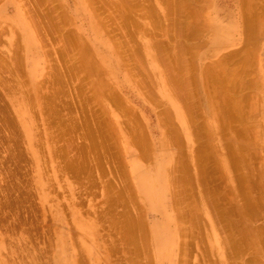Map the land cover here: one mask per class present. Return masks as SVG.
<instances>
[{
	"label": "rangeland",
	"instance_id": "rangeland-1",
	"mask_svg": "<svg viewBox=\"0 0 264 264\" xmlns=\"http://www.w3.org/2000/svg\"><path fill=\"white\" fill-rule=\"evenodd\" d=\"M78 1L0 0V264H58L60 247L70 255L67 264H161L155 258L149 229L162 215L147 208L135 178L142 170L153 173L162 164L174 170L177 205L171 206L168 191V210L171 224L180 229L176 230L174 258L163 264H264L262 17L255 13L258 19L253 21L250 41L241 30L240 0H85L91 13L76 16ZM178 1L189 4L180 18L181 9L174 6ZM253 2V6L261 5L262 0ZM31 14L42 29H34ZM192 14L196 17L190 20ZM202 14L209 21L208 30L194 36L180 34V22L195 23ZM232 21L241 26L229 28ZM97 24L100 28L104 25L106 32ZM58 25L61 34L74 31L79 36L78 46L86 45L99 69L84 66L81 72L69 71L78 55L74 43L71 47L63 36L57 38ZM99 35L107 43L104 47L95 39ZM180 35L186 36L182 39ZM177 41L184 46L182 50ZM244 42L249 44L247 48ZM116 44H120L121 54L116 52ZM175 52L182 56L177 58ZM231 53H235V61L216 65L222 72L218 70L214 79L224 77L220 85L224 84L220 87V80H213L218 90L212 83L220 101L232 108L229 112L223 111V104L215 106L221 119L233 113V119L229 114L231 118L228 115L221 120L213 116L203 71L207 64ZM225 80L230 86H225ZM239 85L241 91L236 89ZM112 92L121 97L120 106L108 99ZM224 93H229V99ZM97 129L102 130L101 135ZM138 145L144 148L143 157ZM124 184L127 189L121 190ZM136 212L144 230L136 232L134 240H125L119 226ZM232 225L239 227V238L246 231L253 237V242L240 239L242 253L238 255L223 243L227 233L235 234ZM255 227L263 228L255 232Z\"/></svg>",
	"mask_w": 264,
	"mask_h": 264
},
{
	"label": "bare ground",
	"instance_id": "bare-ground-1",
	"mask_svg": "<svg viewBox=\"0 0 264 264\" xmlns=\"http://www.w3.org/2000/svg\"><path fill=\"white\" fill-rule=\"evenodd\" d=\"M189 3H190V0H187ZM254 1V0H253ZM252 0H240V3H241V12H242V16H241V24H242V26H241V24H239V27L241 26V30H242V32H243V35H244V38L245 39H248V40H250V41H252V34H253V21H254V23H255V21L260 17H262L261 19H262V21L264 20V0H262V3H261V5H259L258 3V5H256V3H255V5L258 7V6H261V8H260V10L262 11V15H260V13H261V11L258 9V8H256V6H253V4H254V2H253ZM261 2V1H260ZM253 3V4H252ZM83 6H85L86 7V11L84 10V7ZM177 9H181L180 11H179V16H178V18H180V14L182 13V9H187V10H189V4L188 3H184L183 1H178L177 2V4H175L174 5ZM91 7V6H90ZM182 7V8H181ZM253 8L255 9L254 10V12H253ZM92 9V8H91ZM259 11H258V10ZM257 10V11H256ZM86 12L88 13V12H90L91 13V11H90V9H89V7L87 6V4H85V0H79L78 2H77V4L75 5V9H74V13H77L76 14V16L77 15H81V14H83V16H84V13L86 14ZM256 12H258V13H256ZM257 14V16H258V18L256 17V14ZM50 14V13H49ZM49 14H46L48 17H49ZM123 14H124V12H123ZM197 14V13H196ZM255 14V15H254ZM259 14V15H258ZM203 15H205V14H202L201 15V20H194L193 22H195V23H192V24H185V23H181L180 22V25H178V27H177V29L179 30V32H180V34H187V36H194V35H197L198 34V32H204V30L206 29V30H208L209 29V27H208V23L206 22V21H208L207 20V18L204 16V18H203ZM47 16H45L46 18H47ZM199 17H200V14L198 15ZM198 16H197V19H198ZM193 17H196V15H194V14H192L191 15V18H190V20H192V18ZM32 18V19H31ZM35 18V15H33V14H31L30 15V21H31V24L33 25V27H34V29L37 31V29L38 28H40V21L37 23V21L34 19ZM203 18V19H202ZM47 19H50V17L49 18H47ZM111 19V18H110ZM194 19V18H193ZM196 19V18H195ZM215 19H216V21H217V24H221V25H218L219 27H222L223 25H222V19L220 18V16L218 17H215ZM202 20H203V22H202ZM178 21H179V19H178ZM209 22V21H208ZM257 22V21H256ZM102 23V22H101ZM238 24H236V22L235 21H232L231 22V26H229V28H231L232 27V29H236V27H237V25ZM256 25V24H255ZM97 26V28L99 29L100 28V26L97 24L96 25ZM42 27V26H41ZM256 27V26H255ZM91 28L94 30V23H93V20H92V22H91ZM101 28H103V31L104 32H106V30L104 29L105 27H104V25H103V27L101 26ZM100 28V29H101ZM40 29H42V28H40ZM39 29V30H40ZM109 29V28H108ZM58 30H59V35H58V37L57 38H59L60 37V35L61 36H63L62 38V40H64L65 41V43L67 44V45H69V44H71V47H73L74 45H75V48H76V54L78 55V60H75L74 62H73V64H72V66H73V68L71 67V65L69 66L70 67V69H69V71L71 72V70H73L74 71V69H75V71L76 70H79L78 72H81V70L83 71V67L85 66L86 68H90V69H93V70H97L96 68H98L99 69V65L93 60V59H91L90 57V55L88 54V52H87V50H86V45L85 44H83V45H79L78 46V44H77V41H78V39H79V36H77L76 35V33L74 32V31H72V32H70L69 30V32L68 33H66L65 35H63V34H61V32H62V30H61V26H59L58 25ZM178 30H177V32H176V36H178L179 35V32H178ZM258 30V29H257ZM219 31L220 32H222V31H224L223 30V28H219ZM255 31H256V29H255ZM40 32H42V31H40ZM185 32V33H184ZM178 33V34H177ZM37 34V33H36ZM255 34H256V32H255ZM42 35H44V33L42 32ZM38 36V35H37ZM181 36V35H180ZM186 35H182L181 37H182V39L185 37ZM217 37V36H216ZM256 37H257V35H256ZM42 38V37H41ZM190 38V37H189ZM211 38V37H210ZM255 38V37H254ZM80 39H81V37H80ZM96 40H97V43L99 44V45H102L103 47L107 44L106 42H104V39H103V37L102 36H98V37H96L95 38ZM244 39V41L246 42V40ZM185 40H186V38H185ZM248 40H247V43H249L248 42ZM183 42H187V41H183ZM244 42V43H245ZM253 42H255V41H253ZM252 42V43H253ZM73 43H74V45H73ZM106 43V44H105ZM177 45L178 46H180L181 45V41H180V43L177 41ZM188 43H190L189 41H188ZM247 43H245L246 44V46H245V48H247L248 47V45L250 44H248L247 45ZM162 44H164V43H162ZM180 44V45H179ZM255 44V43H254ZM165 45V44H164ZM184 45H185V43H184ZM251 45H253V44H251ZM163 46V45H162ZM183 45H181L180 47H179V50L181 49L182 50V48H184V46L182 47ZM195 46H197V45H195ZM194 46V47H195ZM116 52H118V53H120L121 51L119 50L120 49V44H116ZM160 47V46H159ZM188 47H191L189 44H187V46H185V48H188ZM110 48V47H109ZM122 48V47H121ZM177 48V47H176ZM252 48V47H251ZM189 49V48H188ZM187 49V50H188ZM197 50V49H196ZM199 51V50H198ZM197 51V52H198ZM211 51H214V50H211ZM158 52V51H157ZM160 52V51H159ZM162 52V51H161ZM197 52H195V53H197ZM164 53H167V52H164ZM177 53V55H176V57L177 56H182L181 54H179V52H175V54ZM192 53V52H191ZM212 53V52H211ZM210 52H209V54H211ZM228 53H229V51H228ZM121 54V53H120ZM119 54V55H120ZM190 54V53H189ZM197 55V54H196ZM213 55V54H212ZM221 55V54H220ZM233 55H235V53H231V54H226V55H222L221 57H219L218 59H217V61H216V63H210V64H207L206 66H205V69H204V71H203V76H204V74H206L205 76L208 78H206L207 79V81H208V90H207V94H209L208 96H210V100H211V103H212V108H213V116H216V118L218 117V119L221 117V111L219 110L217 113L215 112V106H217L218 108H221L222 107V104H223V100H221L222 101V103H221V101H220V98L221 97H219V96H221L220 94H219V96L217 97V92H216V90L213 88V85H216L215 84V82L213 81V80H215L214 79V76H215V78H216V72L218 71V70H220L219 72H222L221 71V69H216V65H221V64H225V62L226 61H232L233 62V60H234V57H233ZM72 56H70V58H71ZM173 57H174V55H173ZM239 56H237L236 57V59L238 58ZM73 58V57H72ZM71 58V59H72ZM178 58V57H177ZM69 59V58H68ZM212 58H210V60H211ZM231 59H233V60H231ZM70 60V59H69ZM73 60V59H72ZM72 60H70V63H71V61ZM164 60V59H163ZM174 60V59H173ZM178 60V59H177ZM181 60H184V59H181ZM165 62L167 61L166 59L164 60ZM163 61V63H165ZM185 61V60H184ZM235 61V60H234ZM237 61V60H236ZM247 61V60H246ZM248 61H249V59H248ZM163 63H162V66H163ZM168 63V62H167ZM1 64V63H0ZM177 64H179V65H183V63H177ZM233 64H235V63H233ZM98 65V66H97ZM184 65H185V62H184ZM247 65V64H246ZM81 66V67H80ZM169 66V64L166 66V67H168ZM230 66H233V65H231L230 64ZM235 66H237V65H235ZM243 66V65H242ZM164 67H165V65H164ZM164 68V69H166V71H167V68ZM234 67V66H233ZM238 67H239V65H238ZM72 68V69H71ZM80 68H82V69H80ZM228 69V68H227ZM236 69H238L237 67H236ZM180 70H181V68H180ZM230 70V69H229ZM72 71V72H73ZM168 71H169V69H168ZM179 71V70H178ZM77 72V71H76ZM76 72H74V73H76ZM77 72V73H78ZM74 73H72L73 74V76L75 75ZM177 73V72H176ZM178 74H180V72H178ZM76 75H78V74H76ZM168 75V74H167ZM176 75V74H175ZM174 75V76H175ZM218 75H220V73L218 74ZM177 76V75H176ZM223 75L221 74V77H222ZM238 76H239V74H238ZM238 76L237 77H235V78H238ZM74 77H78V76H74ZM169 77V76H168ZM193 77V76H192ZM196 77V76H195ZM220 76H218V78L217 79H219L220 80V82H219V85H220V83L222 82V81H224V77L223 78H219ZM226 77V76H225ZM171 79L170 80H173V78L172 77H170ZM234 78V79H235ZM216 79V80H217ZM223 79V80H222ZM228 79H230V78H228ZM233 79V80H234ZM175 80V79H174ZM205 80V79H204ZM215 80V81H216ZM232 80V81H233ZM239 79H237V80H235V81H238ZM228 81V80H227ZM172 82H174V81H172ZM214 82V83H213ZM138 83V82H137ZM176 82H174V84H175ZM207 83V82H206ZM212 83H213V85H212ZM216 83H217V81H216ZM225 86L227 85V86H230V85H228L227 84V82H226V80H225ZM229 84H232V82H231V80H230V82H228ZM235 84H236V82H234ZM238 83H239V81H238ZM181 84V83H180ZM184 84V83H183ZM222 84H224V83H222ZM221 84V85H222ZM176 85V84H175ZM179 85V84H178ZM182 85V84H181ZM221 85H220V87H221ZM234 85V84H233ZM232 85V86H233ZM257 85V84H256ZM184 86V85H183ZM231 86V87H232ZM235 86H237V85H235ZM176 87V86H175ZM178 88H176V89H179V86H177ZM218 88L219 86H215V88ZM230 87V88H231ZM234 87V86H233ZM184 88V87H183ZM224 88H226V87H224ZM236 88V87H235ZM222 89V88H221ZM220 89V90H221ZM234 89V88H233ZM236 89H239L240 90V85H239V88H236ZM236 89H234V90H236ZM179 90H181V89H179ZM218 90H219V88H218ZM230 90H232V88L230 89ZM233 90V91H234ZM238 90V91H239ZM243 90V89H242ZM110 91V90H109ZM199 91V90H198ZM232 91V92H233ZM241 91V90H240ZM239 91V92H240ZM179 92V91H178ZM196 92V91H195ZM236 92V91H235ZM219 93V92H218ZM248 93V92H247ZM25 94H27V93H25ZM198 94V93H197ZM227 94H229V93H227ZM227 94H223L222 96H224L225 97V95L227 96ZM234 94V93H233ZM237 94V93H236ZM235 94V95H236ZM215 96L217 97V98H219V99H217L216 100V98H215ZM233 96V95H232ZM232 96H230L231 98H232ZM245 96H247V95H245ZM245 96H243L242 97V99L245 97ZM248 96H250V95H248ZM26 97V96H25ZM109 97V98H108ZM108 99L109 100H111L112 101V103L114 102V104H116V107L117 106H120L121 105V103H122V99H120V98H117V95H115V93L114 92H112L111 93V95L109 96L108 95ZM185 97H187V96H185ZM224 97H222V99L224 98ZM27 98V97H26ZM182 98V97H181ZM227 98L229 99V97L227 96ZM226 98V99H227ZM230 98V99H231ZM238 98V97H237ZM248 98V97H247ZM250 98V97H249ZM255 98V97H254ZM107 99V100H108ZM187 99V98H186ZM225 98H224V100H226ZM246 99V98H245ZM108 100V101H109ZM239 100H241L240 98H239ZM107 101V102H108ZM121 101V102H120ZM229 101V100H228ZM228 101H226V102H228ZM233 101V100H232ZM231 101V102H232ZM239 102L238 101V99L237 100H235V102ZM183 102V101H182ZM109 103H111L110 101H109ZM240 103V102H239ZM118 104V105H117ZM120 104V105H119ZM184 104H185V102H184ZM230 104H233V103H229V105ZM113 105V104H112ZM125 104H123V108H122V111H123V109H124V107H126V106H124ZM211 105V104H210ZM224 106H225V104H223ZM227 105V104H226ZM242 105H243V103H242ZM241 105V106H242ZM30 106V105H29ZM231 106V105H230ZM238 106V105H237ZM239 106H240V104H239ZM122 107V106H121ZM210 107V108H211ZM228 107V108H227ZM225 106V109L223 110V111H225L226 109H229V112H230V109H232V108H229V106ZM232 107H233V105H232ZM243 107V106H242ZM240 108V107H239ZM126 109H128V108H126ZM125 109V110H126ZM223 109V108H222ZM235 110H237L236 108H234ZM233 109V110H234ZM241 109V108H240ZM243 109V108H242ZM129 111L131 110V109H128ZM128 110H126V112H128ZM227 111V110H226ZM124 112V111H123ZM124 113L125 115H127V113ZM188 112V111H187ZM233 112V111H232ZM235 112V111H234ZM240 111H238L237 112V117H238V113H239ZM226 113V112H225ZM160 115H161V113H159ZM222 114L224 115V113L222 112ZM226 114H228V112L226 113ZM232 116V118L230 117V115ZM227 116L229 117V118H231V119H233V113L231 114V113H229ZM240 114V113H239ZM124 115V116H125ZM159 115V116H160ZM188 115V114H187ZM235 115V116H236ZM128 116V115H127ZM189 116V115H188ZM224 116H226V115H224ZM224 116H222L223 117V119H221V120H225V118H224ZM226 116V117H227ZM126 117V116H125ZM165 117H167V116H165ZM240 117V116H239ZM229 118H227V119H229ZM159 119L161 120V121H163V119H161L160 117H159ZM170 120V119H169ZM192 121V120H191ZM191 121H189V122H191ZM226 121H228V120H226ZM225 121V122H226ZM239 121V120H238ZM6 122V121H5ZM196 122V121H195ZM222 122V121H221ZM229 122V121H228ZM230 122H232V121H230ZM236 122H237V118H236ZM101 124H102V122H100ZM100 123H98V124H100ZM106 123V122H105ZM223 123V122H222ZM227 123V122H226ZM239 123V122H238ZM99 125V126H101L102 127V125H104V124H102V125ZM163 125L165 124V123H162ZM193 124H194V122H193ZM224 124V123H223ZM222 124V125H223ZM230 124V123H229ZM226 125V124H225ZM227 125H228V123H227ZM226 125V126H227ZM231 125V124H230ZM234 125V124H233ZM125 126V125H124ZM165 126H167V125H165ZM225 126V127H226ZM229 126V125H228ZM227 126V127H228ZM198 127V126H197ZM197 127H195V128H197ZM224 127V126H223ZM226 127V128H227ZM235 127V126H234ZM104 128V127H103ZM103 128H101V129H103ZM105 128H107V127H105ZM109 128V127H108ZM166 128H168V126L166 127ZM237 128V127H236ZM240 128V127H239ZM98 130V129H97ZM108 130H110V129H108ZM223 130V129H222ZM238 130V129H237ZM99 131V132H98ZM97 132H98V134L101 132L102 133V130L100 131V130H98ZM113 131V130H112ZM218 131H220V130H218ZM232 131V130H231ZM234 131H236V130H234ZM243 131H244V129H243ZM111 132V131H110ZM209 132V131H208ZM221 132V131H220ZM237 132H240V131H237ZM101 133L99 134V135H101ZM104 133V132H103ZM175 133V132H174ZM109 134V133H108ZM196 134V133H195ZM209 135H210V132L208 133ZM212 134V133H211ZM235 134H236V132H235ZM111 135V134H110ZM197 135V134H196ZM199 135V134H198ZM98 136V135H97ZM107 136V135H106ZM238 136H239V134H238ZM238 136H237V138H238ZM104 137V136H103ZM200 137V136H199ZM106 138V137H105ZM178 138V137H177ZM197 138V137H196ZM201 138V137H200ZM199 138V139H200ZM222 138V137H221ZM224 138V137H223ZM100 139H102L101 137H100ZM180 139V138H179ZM210 139V138H209ZM104 140V139H103ZM107 140V139H106ZM166 140V139H165ZM197 140V139H196ZM108 141V140H107ZM167 141V140H166ZM164 142V143H163ZM162 143L165 145V143H167V142H165V141H163ZM177 142V141H176ZM178 142H179V140H178ZM206 142V141H205ZM204 142V143H205ZM238 142H239V140H238ZM207 143H210V142H208L207 141ZM211 143L213 144V142H212V140H211ZM223 143H226V142H223ZM215 145V144H214ZM232 145V144H231ZM235 145V144H234ZM240 145V144H239ZM200 146H202V145H200ZM209 146V145H208ZM213 146V145H212ZM227 146V145H226ZM4 147V146H3ZM137 147H140L141 149H138V148H136V149H138V151H140V156H142V154H144V148L140 145H138ZM183 147V146H182ZM239 147V146H238ZM243 147H245L246 148V146H243ZM167 148V147H166ZM199 148H201V147H199ZM207 148V147H206ZM214 148V147H213ZM229 148V147H228ZM232 148V147H231ZM161 149V148H160ZM205 149V148H204ZM239 149V148H238ZM237 149V150H238ZM202 150H203V148H202ZM201 150V151H202ZM229 150V149H228ZM242 150V149H241ZM146 151V150H145ZM204 151H206V150H204ZM218 151V150H217ZM216 151V152H217ZM250 151V150H249ZM233 152V151H232ZM236 152V151H235ZM184 153V152H183ZM197 154V153H196ZM228 154V153H227ZM239 154V153H238ZM237 154V155H238ZM243 154H244V152H243ZM250 154H251V152H250ZM200 155V157H201V154H199ZM202 155H203V153H202ZM205 155V154H204ZM203 155V156H204ZM234 155V154H233ZM242 155V154H241ZM145 156H148V155H146V153H145ZM145 156H144V158H145ZM196 156H198V155H196ZM229 156V155H228ZM236 156V155H235ZM111 157V156H110ZM114 157V156H113ZM143 157V156H142ZM199 157V159L201 160V158ZM204 157H206V156H204ZM211 157V156H210ZM234 157V156H233ZM15 158V157H14ZM208 158V157H207ZM206 158V159H207ZM238 158H239V155H238ZM237 158V159H238ZM241 158H243V157H241ZM240 158V160H242ZM246 158V157H245ZM17 159V158H16ZM141 159H143V158H141ZM185 159V158H184ZM237 159H235V160H237ZM112 160V159H111ZM197 160V159H196ZM239 160V159H238ZM187 161V160H186ZM204 161H206L205 159H204ZM204 161H202L203 163H204ZM230 161H231V154H230ZM234 161V160H233ZM201 162V161H200ZM207 162V161H206ZM205 162V163H206ZM234 162H236V161H234ZM202 163V164H203ZM251 163V162H250ZM236 164V163H235ZM237 164H239V162L237 163ZM249 164V163H248ZM253 164V163H252ZM208 165V164H207ZM220 165H222V163H220ZM234 165V164H233ZM256 165V164H255ZM176 166V165H175ZM175 166H174V168H175ZM205 166V165H204ZM237 166H239V165H237ZM251 166V165H250ZM190 167V166H189ZM201 167V166H200ZM236 167V166H235ZM135 168H137V166H135ZM138 168H141L140 166H138ZM177 168V167H176ZM185 168V167H184ZM206 168V167H205ZM204 168V169H205ZM237 168V167H236ZM252 168H253V165H252ZM180 169V168H179ZM186 169V168H185ZM188 169V168H187ZM203 169V168H202ZM240 169V168H239ZM242 169V168H241ZM248 169V168H247ZM119 170V169H118ZM118 170H117V172H118ZM169 170H170V168L167 166V165H158V167H156L155 168V170H154V172L153 173H149L148 171H147V173L146 172H144L145 170H142V172L135 178V185H136V187H137V189H138V191L143 195V197H144V199H145V201H146V206H147V208L149 209V210H158V211H160V213H161V215H162V220L161 221H157V222H153V223H151L150 224V232H151V234H152V240H153V251H154V253H155V258L158 260V262L160 261V263L161 264H163L164 263V260L166 261H170L171 259H173L174 258V252H175V245H176V243H178V238H177V234H176V230L178 229V230H180L179 229V227H177L176 228V230H175V228H174V226L171 224V222H172V217H171V213L169 212V210H168V208H169V206H168V203H169V192L168 191H170V194H171V202H170V204H171V206L172 207H174V206H176L177 205V195H176V192H175V174H173V173H171L172 172V170L173 169H171L170 170V173H169ZM176 170V169H175ZM207 170V169H206ZM244 170V169H243ZM251 170V169H250ZM254 170V169H253ZM258 170V169H257ZM174 171V170H173ZM179 171V170H178ZM177 171V172H178ZM235 171V170H234ZM242 171V170H241ZM112 172V171H111ZM113 172H114V170H113ZM144 172V173H143ZM181 172V171H180ZM205 172V171H204ZM115 174H116V170H115V172H114ZM168 173L170 174V177H168ZM186 173V172H185ZM209 173H211L212 174V172L211 171H209ZM238 173V172H237ZM113 174V173H112ZM172 174V175H171ZM239 174H243V173H239ZM238 174V175H239ZM245 174V173H244ZM258 174V173H257ZM166 175H167V177H166ZM254 175V174H253ZM252 175V176H253ZM118 176H119V174H118ZM117 176V177H118ZM240 176V175H239ZM246 176V175H245ZM250 176V175H249ZM184 177V176H183ZM201 177V176H200ZM248 176H246V178H247ZM190 178V177H189ZM239 178V177H238ZM241 178V177H240ZM248 178H250V177H248ZM202 180H203V178H202ZM209 180H212L211 179V176H210V179ZM240 181V180H239ZM246 180H244V182H245ZM247 181H248V179H247ZM190 182V181H189ZM120 183V182H119ZM193 183V182H192ZM212 183V182H211ZM108 184V183H107ZM127 184V183H126ZM185 184H187V183H185ZM239 184V183H238ZM243 184V183H242ZM246 184V183H245ZM208 185V184H207ZM244 185V184H243ZM247 185V184H246ZM190 186V185H189ZM201 186H202V184H201ZM205 186V185H204ZM221 186V185H220ZM220 186H218V187H220ZM250 186V185H249ZM213 187V186H212ZM215 187V186H214ZM217 187V186H216ZM237 187H239V186H237ZM244 187H245V185H244ZM122 189L121 190H125V189H127V187H126V185L124 184L123 185V187H121ZM204 188V187H203ZM249 188V187H248ZM209 189V188H208ZM218 189V188H217ZM216 189V190H217ZM241 189V188H240ZM118 190H119V193H121V191H120V189L118 188ZM202 190V189H201ZM214 190H215V188H214ZM238 190V189H237ZM250 190V189H249ZM127 191V190H126ZM186 191H187V189H186ZM232 191V190H231ZM231 191H230V193H231ZM122 192H124V191H122ZM136 192V191H135ZM215 192V191H214ZM243 192V191H242ZM228 193V192H227ZM234 193V192H233ZM124 194H125V192H124ZM124 194H121V196L122 195H124ZM187 194V193H186ZM204 194V193H203ZM229 194V193H228ZM229 195H231V194H229ZM117 196V195H116ZM120 196V195H119ZM118 196V197H119ZM187 196V195H186ZM234 196H235V193H234ZM228 197V196H227ZM226 197V198H227ZM248 197V196H247ZM116 198V197H115ZM205 198H207V196H205ZM229 198V197H228ZM251 198H254V197H251ZM117 200H118V198H116ZM245 199V198H244ZM207 200V199H206ZM209 202V201H208ZM227 202H229V201H227ZM244 202H247V201H245L244 200ZM194 203V202H193ZM198 203H199V201H198ZM221 204H222V202H220ZM249 202H247V204H248ZM188 204H189V202H188ZM200 204V203H199ZM245 204V203H244ZM190 205V204H189ZM188 205V206H189ZM251 205V202H250V204H249V206ZM253 206V205H252ZM198 207H200V206H198ZM234 207V206H233ZM195 209V208H194ZM211 209V208H210ZM236 209V208H235ZM223 210V209H222ZM249 210V209H248ZM224 211V210H223ZM253 211V210H252ZM251 210L249 211V212H251V213H253ZM196 212H200V210L198 211H196ZM213 212V211H212ZM222 212V211H221ZM225 212H226V210H225ZM257 213V212H256ZM135 215H133V216H131V217H126L125 218V221L123 220V222H124V224H121V225H123V226H119L120 228V234H122L121 236L123 237V238H125V240L126 239H128L129 241H132V240H134L136 237H137V234H136V232L137 233H140L141 231H143L144 230V227H143V224H142V219H141V216H140V213H138V212H136V213H134ZM191 214V213H190ZM190 214H187L188 216L190 215ZM234 214V213H233ZM176 215H177V213H176ZM218 213L216 214V216L218 217ZM259 215V213L257 214V216ZM191 216H193V214H191ZM198 216V215H197ZM216 217V222H217V224L219 223L220 224V222H221V220L219 219L218 220V218ZM252 217V216H251ZM191 218V217H190ZM193 218H195V217H192V219ZM253 218V217H252ZM255 218V217H254ZM261 218H263V216H261ZM191 219V221H193ZM187 220H189V219H187ZM195 220V219H194ZM253 220V219H252ZM254 220H256V219H254ZM239 221H241V220H239ZM110 222H111V220H110ZM111 224V223H110ZM115 224V223H114ZM196 224V223H195ZM230 224V223H229ZM236 224V223H235ZM192 225V224H191ZM231 225V224H230ZM241 225V224H240ZM115 226H117V223H116V225ZM224 226V225H223ZM221 227V230L223 229V230H225V229H227V227L226 226H224L225 227V229H224V227ZM233 227H235V228H233V229H235V234H233V233H231V234H229V233H227V235H225V237H224V239H223V243H225L226 245L227 244H229V247L231 248V249H235L236 251H235V253L237 254L238 252H241L242 253V251H239V247H240V245H239V243L242 241V238H243V243L244 242H247L248 241V239L251 241V242H253V237H252V235H251V233L250 232H248V231H246V233H244V236H240V238H239V227H236V226H234V225H232ZM118 227V226H117ZM195 227H197V226H195ZM201 227V226H200ZM217 227H219V226H217ZM241 228V227H240ZM243 228V227H242ZM263 228V227H262ZM261 228V229H262ZM116 229H118V228H116ZM115 229V230H116ZM219 229V228H218ZM232 229V230H233ZM247 229V228H246ZM259 227L257 228V227H255V229H254V231L255 232H257V230H261ZM211 230V229H210ZM221 230H220V232H221ZM243 230V229H242ZM264 230V229H263ZM178 233V232H177ZM261 233V232H260ZM260 233H259V231H258V233H256V234H259L260 235ZM263 233H264V231H263ZM213 234V233H212ZM255 234V235H256ZM262 234V233H261ZM189 235V234H188ZM257 236L256 235V237L258 238H260V236ZM209 236H211V231H210V234H209ZM212 237V236H211ZM210 237V238H211ZM223 237V236H222ZM264 236H262V238H263ZM209 238V240H211ZM262 238H260V239H262ZM120 239V238H119ZM118 239V240H119ZM215 239V238H214ZM240 239H241V241H240ZM125 240H124V242H125ZM123 241V240H122ZM212 241H213V239H212ZM216 241V240H215ZM260 241V240H259ZM263 241V240H262ZM264 242V241H263ZM263 242H261V243H263ZM183 243V242H182ZM211 243V242H210ZM212 244H213V242H212ZM248 244H250V243H248ZM216 245L214 244V247H215ZM127 247V246H126ZM263 247V246H262ZM215 248H218V247H215ZM226 248V247H225ZM130 249V248H129ZM227 249H229L228 247H227ZM116 250H117V248H116ZM114 251H115V249H114ZM228 251V250H227ZM59 252V253H58ZM57 253H56V256H57V259H58V264H67L68 262H67V259H70V255L68 256V255H65L64 253H63V247H60V250L58 251ZM132 252V251H131ZM255 253V252H254ZM58 254V255H57ZM228 254V253H227ZM238 254H240V253H238ZM237 254V255H238ZM231 255V253H229L228 254V256H230ZM233 256L231 255V258H232ZM235 257V256H234ZM256 257V256H255ZM227 258V257H226ZM252 258V257H251ZM254 258V257H253Z\"/></svg>",
	"mask_w": 264,
	"mask_h": 264
}]
</instances>
